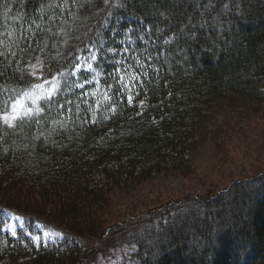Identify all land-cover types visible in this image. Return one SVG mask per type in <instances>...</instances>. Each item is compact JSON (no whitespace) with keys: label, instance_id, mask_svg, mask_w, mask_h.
I'll return each instance as SVG.
<instances>
[{"label":"trees","instance_id":"obj_1","mask_svg":"<svg viewBox=\"0 0 264 264\" xmlns=\"http://www.w3.org/2000/svg\"><path fill=\"white\" fill-rule=\"evenodd\" d=\"M91 49L107 98L73 76ZM56 75L43 112L0 119V260L97 264L127 243L134 264H264V169L108 218L115 186L191 172L201 146L264 108V0H0V116ZM6 210L63 238L6 232Z\"/></svg>","mask_w":264,"mask_h":264},{"label":"rangeland","instance_id":"obj_2","mask_svg":"<svg viewBox=\"0 0 264 264\" xmlns=\"http://www.w3.org/2000/svg\"><path fill=\"white\" fill-rule=\"evenodd\" d=\"M93 55L96 59H92ZM98 61L97 52L91 49L78 58V63L73 72V76L78 79L81 76L84 77L77 86L80 87L83 84V87L80 88L86 89L89 95H94L97 99L100 98V95L106 97L101 77L96 71ZM42 64V56L38 54L29 62L31 72L39 75ZM89 65H91L90 69ZM46 80L49 83H45ZM54 80L56 82L54 94H56L62 81V77L58 75L35 84V86L43 85L42 89H37L34 86L18 97L24 93H34L40 96L43 92L44 95L37 101V105L41 108V101L46 99L47 90L52 89ZM25 102L27 106L35 110L37 105H33L27 99ZM10 110L11 105L6 111ZM231 127L228 134H224L219 147L209 143L196 151L195 168L191 172H154L150 178L132 187L115 186L111 192L114 197L115 211L111 215L112 217L108 216V218L122 220L132 216L135 212H141L168 199L189 193L207 194L210 191L223 188L232 180L253 173L258 169H264V108L245 121H235L234 119L233 127ZM5 219L4 230L11 234L17 233L19 229H24L26 234L29 235L30 233L29 236L33 239L37 236L40 237L39 241L34 239L36 242L44 243L58 242L63 238L61 230L48 227L40 221L29 228L25 223L26 218L18 213L6 211ZM135 250V245L123 244L114 249L108 256L101 257L97 264H134L133 253ZM0 264H7V258L0 260Z\"/></svg>","mask_w":264,"mask_h":264},{"label":"snow or ice","instance_id":"obj_3","mask_svg":"<svg viewBox=\"0 0 264 264\" xmlns=\"http://www.w3.org/2000/svg\"><path fill=\"white\" fill-rule=\"evenodd\" d=\"M92 59H96L95 55L92 56ZM91 68V65H89V69ZM33 75H35V73H33ZM146 75V73H145ZM132 79H139L138 76H134L132 77ZM121 81H123V77H121ZM45 83H49V81H45ZM143 82L141 81V84ZM37 89H42L43 88V85H36L35 86ZM80 87H83V84L80 85ZM124 87L127 88V84H124ZM56 88V82L55 80L52 82V89L51 90H47V97L45 99V102L47 103L48 100H50V98L52 97V95H54V90ZM44 95V93L42 92L40 96H37L35 95L34 93H24V95L18 97L15 101H13V103L11 104V110L10 111H5L2 116H0V119H3L4 123L7 124L9 127L13 126V121H16V120H23L25 119L26 117H31L34 112L35 114H39L41 112H43V109L40 108L38 105H37V101L39 99H41V97ZM107 98V97H106ZM26 99L27 100H30L31 103L33 105H37L35 110L32 108V107H29L27 106L26 104ZM128 99V102L131 103L132 102V96H128L127 97ZM143 103V102H141ZM60 107H63V105H60ZM112 111H115V109L113 108ZM95 122V121H93ZM13 235H15L16 233L13 232L12 233ZM29 235H31L29 233ZM47 235V234H45ZM36 241H39L40 240V237L37 236L34 238Z\"/></svg>","mask_w":264,"mask_h":264}]
</instances>
